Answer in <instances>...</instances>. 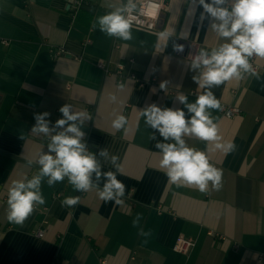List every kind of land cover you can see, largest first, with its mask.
<instances>
[{"label":"crops","instance_id":"0c3cea01","mask_svg":"<svg viewBox=\"0 0 264 264\" xmlns=\"http://www.w3.org/2000/svg\"><path fill=\"white\" fill-rule=\"evenodd\" d=\"M164 1L155 30L133 26L132 39L122 41L91 25L127 0H0V264H264V59H258V75L212 89L221 105L242 111L229 118L208 110L218 125L219 143L233 142L235 151L182 136L222 170L220 190L212 189L211 182L207 193L171 184L155 144L174 141H164L145 125L139 111L155 103L182 109L189 119L178 96L193 103L204 90L193 81L199 70H190L187 47L195 42L210 51L226 41L211 30L209 20H199L202 7L190 16L191 0ZM165 28L171 38L158 36ZM174 44L184 45V52ZM119 65L125 66L122 84ZM66 103L92 117L81 130L101 171H116L110 156L120 157L117 178L126 185L125 203L101 201L97 187L77 192L67 177L49 186L44 177L46 203L23 224L9 222L12 182L39 173L40 154L48 152L51 136L63 130L33 133L34 117L48 112L45 119L52 129ZM117 113L127 117L126 130L112 128ZM105 147L108 158L100 155ZM92 179L103 189V176L97 181L93 173ZM66 196L80 201L62 207ZM39 228L46 230L42 238L36 235ZM180 236L196 243L186 254L174 250Z\"/></svg>","mask_w":264,"mask_h":264},{"label":"clouds","instance_id":"9594fccd","mask_svg":"<svg viewBox=\"0 0 264 264\" xmlns=\"http://www.w3.org/2000/svg\"><path fill=\"white\" fill-rule=\"evenodd\" d=\"M191 3L194 7L189 8V15L195 14L196 7H202L199 20H209L211 30L226 41L218 47H212L210 51L201 48L191 60L190 70H199L198 75L193 76V81L204 91L193 103H188L185 95L178 96L179 102L191 114L187 120L182 109L161 108L155 103L140 110L139 115L144 118L145 125L159 132L164 141H174L155 144L161 153L160 168L165 170L168 181L207 193L209 182L214 190L219 191L222 187V170L210 163L205 152L188 147L182 136H194L203 141L215 142V148L226 152L235 151L236 145L233 142L219 143L222 137L218 135V125L214 123L208 110L222 111V105L212 89L226 82L240 81L245 74L258 75L249 58L255 56L264 59V0H231L230 9L224 6L229 0H191ZM135 13L144 15L145 5L141 0H127L126 3L115 6L114 10L97 16L91 27L95 30L98 26L100 32L109 37L130 41L133 22H140ZM158 36L171 38L172 31L165 28ZM174 49L183 53L184 45L174 44ZM163 87L164 84L161 85ZM112 99L115 101L116 98ZM71 109L72 105L68 103L60 107L63 118L58 119L52 129L49 128V121L45 119L50 115L48 112L35 115L33 133L48 135L57 128L63 130L51 136L48 152L40 154L39 173L31 179L12 182L7 193L9 222L23 224L38 206L46 203L41 191L44 177L48 178L49 186H54L67 177L69 184L77 192H89L97 187L101 201L114 202L118 206L125 203L121 198L125 196L126 185L117 178L122 166L117 163L120 157L110 156V162L116 171L102 172L96 155L90 153L83 142L85 133L81 127L85 119L92 117ZM127 124V117L118 113L111 121L112 128L117 131L126 130ZM150 139H155V135L150 136ZM100 155L108 158L109 150L102 148ZM93 173L97 181L101 176L104 177L103 189L93 183ZM79 201V196H66L61 201V206L72 208Z\"/></svg>","mask_w":264,"mask_h":264},{"label":"built area","instance_id":"2783aa9c","mask_svg":"<svg viewBox=\"0 0 264 264\" xmlns=\"http://www.w3.org/2000/svg\"><path fill=\"white\" fill-rule=\"evenodd\" d=\"M143 5H145V14L144 15H138V13H135V15H138L139 23H136L135 21L133 22V26L145 29L148 31H153L157 28L158 22L160 20V17L162 15V12L166 9V1L164 0H148L142 2ZM159 6V7H157ZM229 9L231 8V4L228 6ZM138 8H139V3H138ZM4 44L9 45L8 41H4ZM200 48L197 43L192 42L188 45L187 50H186V57L189 60H192V58L198 54ZM59 53H55V57L59 56ZM257 57H251L249 58V62L252 64L253 68L256 70V73L260 71L262 68L261 65L258 63ZM124 70L125 66L124 65H119L117 69V75L119 76L118 83L122 84L124 82ZM251 75V74H245V76ZM133 78H135V75H131ZM222 113L229 118H232L234 116L240 115L242 113L241 109L239 107H236L234 105H227V104H222ZM88 150V149H87ZM45 228H39L38 231H36V235L40 238L44 237L45 235ZM214 236H217L221 239H225L224 235H221L219 233H212ZM195 241L192 237H185V236H180L177 238L175 245H174V250L186 254L191 249L195 246ZM103 264H106L105 260H102ZM54 264H60L59 261L54 262Z\"/></svg>","mask_w":264,"mask_h":264}]
</instances>
